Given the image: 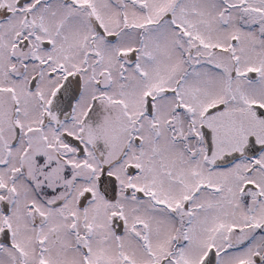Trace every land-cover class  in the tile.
Listing matches in <instances>:
<instances>
[{"label":"snow or ice","instance_id":"obj_1","mask_svg":"<svg viewBox=\"0 0 264 264\" xmlns=\"http://www.w3.org/2000/svg\"><path fill=\"white\" fill-rule=\"evenodd\" d=\"M0 264H264V0H0Z\"/></svg>","mask_w":264,"mask_h":264}]
</instances>
